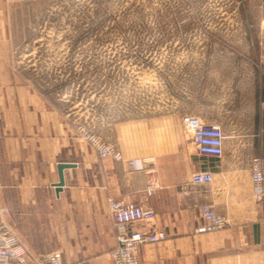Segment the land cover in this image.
<instances>
[{"label":"crops","instance_id":"0c3cea01","mask_svg":"<svg viewBox=\"0 0 264 264\" xmlns=\"http://www.w3.org/2000/svg\"><path fill=\"white\" fill-rule=\"evenodd\" d=\"M27 12V2L0 0V196L24 246L38 257L60 251L64 264H111L109 253L117 245L108 207L113 197L152 208V230L166 235L141 247L142 264H264V224L252 187V162L264 158V52L255 48L203 74L229 78L222 97L193 92L185 110L149 122L100 120L97 135L122 156L102 159L54 93L16 69L15 60L32 59L39 46L51 44L27 45L18 35V19ZM185 116L222 128L221 158L197 152L183 129ZM134 159L143 160V169L129 164ZM60 164L71 167L57 192ZM205 169L213 181L191 184V176ZM149 184L155 186L151 196ZM202 205L229 225L197 234ZM130 228L148 230L144 223Z\"/></svg>","mask_w":264,"mask_h":264},{"label":"rangeland","instance_id":"374dc122","mask_svg":"<svg viewBox=\"0 0 264 264\" xmlns=\"http://www.w3.org/2000/svg\"><path fill=\"white\" fill-rule=\"evenodd\" d=\"M20 2L29 12L18 35L51 44L15 60L16 69L94 135L100 120L149 122L185 110L193 92L222 97L229 78L203 74L264 52V0Z\"/></svg>","mask_w":264,"mask_h":264},{"label":"built area","instance_id":"2783aa9c","mask_svg":"<svg viewBox=\"0 0 264 264\" xmlns=\"http://www.w3.org/2000/svg\"><path fill=\"white\" fill-rule=\"evenodd\" d=\"M20 1L23 0H6L8 3ZM182 125L184 131L192 138L200 155L212 158L223 156L225 135L219 125L206 124L196 116L183 117ZM77 128L81 138L89 142L102 159L108 157L115 160L122 159L121 154L100 137L89 133L82 126ZM129 164L136 170L144 167V162L140 159L130 160ZM212 181L213 172L209 169L198 171L191 176V184L194 185H207ZM252 187L253 195L261 206L264 224V158L262 156L254 158L252 162ZM154 189V184H149L146 189L147 195L151 196ZM108 207L117 228V245L109 253L111 264H142L141 247L166 237L164 232L151 228L155 218L154 210L143 204L125 202L113 197L108 198ZM200 214L204 223L196 229L197 234L213 233L229 225V220L216 213L209 205H202ZM12 217L11 208L2 202L0 196V264H64L60 251H53L46 257H38L25 247L14 230ZM137 223H144L148 230L130 228ZM20 248H23V252Z\"/></svg>","mask_w":264,"mask_h":264},{"label":"water","instance_id":"95a60500","mask_svg":"<svg viewBox=\"0 0 264 264\" xmlns=\"http://www.w3.org/2000/svg\"><path fill=\"white\" fill-rule=\"evenodd\" d=\"M69 167H71L70 164H60L58 166L59 182L55 185L57 192H60L61 187L64 185V174H63V171H64V169L69 168Z\"/></svg>","mask_w":264,"mask_h":264}]
</instances>
